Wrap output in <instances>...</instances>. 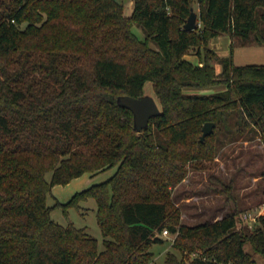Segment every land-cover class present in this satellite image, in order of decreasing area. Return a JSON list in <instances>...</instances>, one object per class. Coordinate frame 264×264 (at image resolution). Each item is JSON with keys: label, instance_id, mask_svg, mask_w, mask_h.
<instances>
[{"label": "trees", "instance_id": "trees-1", "mask_svg": "<svg viewBox=\"0 0 264 264\" xmlns=\"http://www.w3.org/2000/svg\"><path fill=\"white\" fill-rule=\"evenodd\" d=\"M196 1L202 26L186 30L195 0H134L129 16L117 0H0V264H155L164 229L174 236L165 264H264V214L253 232L237 228V211L189 226L173 201L188 163L214 159L219 132L264 141V64L236 65L210 47L227 33L232 51L252 34L264 44V0ZM148 82L161 113L137 129L119 99L146 95ZM207 121L216 127L202 142ZM112 168L47 204L53 185ZM89 198L102 250L85 228L52 218Z\"/></svg>", "mask_w": 264, "mask_h": 264}, {"label": "rangeland", "instance_id": "rangeland-1", "mask_svg": "<svg viewBox=\"0 0 264 264\" xmlns=\"http://www.w3.org/2000/svg\"><path fill=\"white\" fill-rule=\"evenodd\" d=\"M117 1L124 5L125 14L129 16L134 8V0ZM193 9L197 14V28L201 27L200 7L196 0ZM133 31L143 35L142 28L137 25ZM233 43L232 51V39L227 33L213 39L210 47L221 57L233 54L236 65L264 64V44L256 40L255 34L251 35L244 46L240 39ZM197 52L198 48L192 47L186 58L197 62ZM214 64L217 72H220L221 65L218 62ZM220 89L221 87H218L215 90ZM198 92L209 94L213 90ZM145 93L153 96L151 82L146 84ZM218 138L217 154L214 159L204 161L205 167L195 168L188 163V175L173 189V201L180 209L182 222L186 225L213 222L227 213L237 211V228L253 232L259 226L260 216L264 214V141L257 132L250 135H233L223 130L219 132ZM115 170L112 168L97 174L87 172L66 185H53L47 204L53 206L57 201L67 203L76 193L108 180ZM46 179L50 181L51 173L46 174ZM227 187H231V193ZM96 210V200L89 198L80 203V209L73 206L67 213L62 208L55 209L52 218L64 226L72 222L78 228H85L98 239L99 248L102 250L103 236ZM165 238L167 242L154 244L152 247L155 264H165L167 253L173 250L174 236ZM245 249L259 262H263V257L254 253L251 244H245Z\"/></svg>", "mask_w": 264, "mask_h": 264}, {"label": "water", "instance_id": "water-1", "mask_svg": "<svg viewBox=\"0 0 264 264\" xmlns=\"http://www.w3.org/2000/svg\"><path fill=\"white\" fill-rule=\"evenodd\" d=\"M197 26V14L192 8L184 28L186 30H194ZM119 103L131 109L134 114V123L137 129L147 127L150 120L159 116L161 113V109L155 97L152 95H144L141 97L122 96L119 99ZM215 127V122H205L200 140L203 142L207 136L213 133Z\"/></svg>", "mask_w": 264, "mask_h": 264}, {"label": "built area", "instance_id": "built-area-1", "mask_svg": "<svg viewBox=\"0 0 264 264\" xmlns=\"http://www.w3.org/2000/svg\"><path fill=\"white\" fill-rule=\"evenodd\" d=\"M162 235H163L164 237H168V236H170V232H169V230H168V229H164Z\"/></svg>", "mask_w": 264, "mask_h": 264}, {"label": "crops", "instance_id": "crops-1", "mask_svg": "<svg viewBox=\"0 0 264 264\" xmlns=\"http://www.w3.org/2000/svg\"><path fill=\"white\" fill-rule=\"evenodd\" d=\"M214 39H215V38H214ZM192 61H193V62H195V60H194V59H193Z\"/></svg>", "mask_w": 264, "mask_h": 264}]
</instances>
